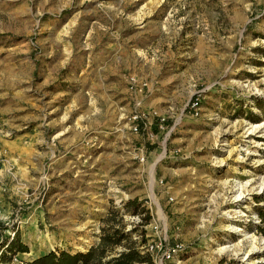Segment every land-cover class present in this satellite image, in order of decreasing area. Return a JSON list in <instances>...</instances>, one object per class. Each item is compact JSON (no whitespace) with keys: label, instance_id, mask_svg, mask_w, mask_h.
Segmentation results:
<instances>
[{"label":"rangeland","instance_id":"rangeland-1","mask_svg":"<svg viewBox=\"0 0 264 264\" xmlns=\"http://www.w3.org/2000/svg\"><path fill=\"white\" fill-rule=\"evenodd\" d=\"M38 82L58 90L41 148ZM133 198L145 233L186 245L163 264H264V0H0V238L27 245L10 263L84 251Z\"/></svg>","mask_w":264,"mask_h":264},{"label":"trees","instance_id":"trees-1","mask_svg":"<svg viewBox=\"0 0 264 264\" xmlns=\"http://www.w3.org/2000/svg\"><path fill=\"white\" fill-rule=\"evenodd\" d=\"M138 217L125 229L121 217ZM259 223L255 229L264 235V207L257 212ZM149 219L147 210L136 198L126 199L119 206H109L100 218L97 239L84 251L68 252L62 249L50 250L22 264H154L150 254L144 250L145 232L141 226ZM0 229L3 224L0 222ZM2 232V231H1ZM18 252H27V245L20 241L14 229L10 237L0 238V264H11Z\"/></svg>","mask_w":264,"mask_h":264},{"label":"built area","instance_id":"built-area-1","mask_svg":"<svg viewBox=\"0 0 264 264\" xmlns=\"http://www.w3.org/2000/svg\"><path fill=\"white\" fill-rule=\"evenodd\" d=\"M196 104V101H193L190 104V108L194 111V114H196L195 110L198 109ZM131 130L136 131V125H132ZM135 217L138 219L137 216ZM156 228L157 226L154 224L152 229ZM144 236V250L150 254L154 264H163L164 262L170 261L177 253L186 248V245L182 242H168L165 238V234L162 232H159V234L145 233Z\"/></svg>","mask_w":264,"mask_h":264},{"label":"crops","instance_id":"crops-1","mask_svg":"<svg viewBox=\"0 0 264 264\" xmlns=\"http://www.w3.org/2000/svg\"><path fill=\"white\" fill-rule=\"evenodd\" d=\"M40 82L37 83V90H36V85H35V94L37 97L32 98V105L34 104L35 109H37L38 113H35V116L33 114V117H36L37 115V119L35 118L34 120V124L35 126H37V130H35L33 132V136H34V144H35V148L36 146L38 148H41L42 144V140L43 139V134L45 133L46 130H50L52 128L51 122L49 120H47L46 122H41L40 118H41V114L39 113L41 110L45 113V114H49V112L53 111L55 108H57V105H52L51 101H56V99L54 98V96L58 93V90H54V91H48L50 92V94H48V99L47 100H43L41 101V98H44V95H46V92H40V88H41ZM37 91V92H36ZM64 92V90L62 91ZM42 93V94H41ZM65 93V92H64ZM54 98V99H53ZM48 101V102H47ZM47 102V104H45ZM18 104V102L16 103ZM46 107L48 108V110H46ZM43 113V114H44ZM75 128V127H74ZM71 129V126L69 125V130ZM76 129V128H75ZM65 130V128L63 129ZM61 130H59L58 132H56L54 135H56L57 133H59ZM75 134H78L77 136L75 135L74 137L76 138H71V142H69V153L71 154L73 151L71 150L72 147H76L77 146V142L79 140V138L81 137L82 134V130L79 128L78 131H75ZM79 137V138H78ZM77 148V147H76ZM75 151V150H74ZM78 152H75V154H77ZM82 154V152H79V155ZM77 157V155H76Z\"/></svg>","mask_w":264,"mask_h":264},{"label":"water","instance_id":"water-1","mask_svg":"<svg viewBox=\"0 0 264 264\" xmlns=\"http://www.w3.org/2000/svg\"><path fill=\"white\" fill-rule=\"evenodd\" d=\"M48 251H50V250H48ZM48 251H47V252H48ZM47 252H45V253H47ZM43 254H44V253H43ZM38 256H39V255H38ZM35 257H37V256L32 257V259L35 258Z\"/></svg>","mask_w":264,"mask_h":264},{"label":"bare ground","instance_id":"bare-ground-1","mask_svg":"<svg viewBox=\"0 0 264 264\" xmlns=\"http://www.w3.org/2000/svg\"><path fill=\"white\" fill-rule=\"evenodd\" d=\"M51 246V245H50ZM43 251V250H42Z\"/></svg>","mask_w":264,"mask_h":264}]
</instances>
